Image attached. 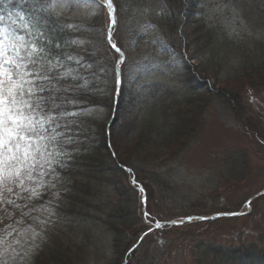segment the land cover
I'll return each instance as SVG.
<instances>
[{"label": "rangeland", "instance_id": "obj_1", "mask_svg": "<svg viewBox=\"0 0 264 264\" xmlns=\"http://www.w3.org/2000/svg\"><path fill=\"white\" fill-rule=\"evenodd\" d=\"M116 3L120 20L113 36L127 52V65L110 128L114 66L103 40L107 13L86 2L56 7L53 26L73 25L76 30L64 28L65 38L89 41L87 49L107 71L101 91L92 95L91 114L82 117L84 135L72 146L86 141L97 147L109 139L136 170L125 175L105 147L96 151L95 175L88 174L97 186L90 214L36 204L40 211L31 215L44 223H26L40 235L35 247L23 245V264H62L55 259L60 246L69 249L60 259L65 264H247L254 253L263 258L264 196L235 218L173 229L156 228V222L247 211V198L264 188V0ZM0 7L8 5L0 0ZM11 7L26 5L13 0ZM0 15L7 20V13ZM180 119L191 125L186 136L179 135L182 125L168 131ZM146 137L152 138L149 149L142 148ZM134 180L143 190L129 183ZM128 247L132 252L123 256Z\"/></svg>", "mask_w": 264, "mask_h": 264}, {"label": "snow or ice", "instance_id": "obj_2", "mask_svg": "<svg viewBox=\"0 0 264 264\" xmlns=\"http://www.w3.org/2000/svg\"><path fill=\"white\" fill-rule=\"evenodd\" d=\"M82 2L20 0L26 7L15 10L13 0H4L8 7H0L7 13V20L0 15V264H23V245L35 247L40 233L26 221H44L31 215L40 211L33 202L56 187L58 170H65L72 157L68 149L78 138L77 118L91 114L87 98L101 91L99 81L107 76L87 49L89 41L65 38L64 28L76 30L73 25L53 26L54 8ZM108 7L111 39L117 21L111 0ZM111 47L120 54L114 86L122 94L125 57L116 43Z\"/></svg>", "mask_w": 264, "mask_h": 264}, {"label": "trees", "instance_id": "obj_3", "mask_svg": "<svg viewBox=\"0 0 264 264\" xmlns=\"http://www.w3.org/2000/svg\"><path fill=\"white\" fill-rule=\"evenodd\" d=\"M164 1H166V0H164ZM170 5L172 7H174L173 3H171ZM172 7H170V8H172ZM252 87L255 88V86H253V85H252ZM238 95H239V98L242 97L241 91H239ZM87 99L92 102L89 104V107L95 105L93 96H90ZM83 119L84 118H82V117H78L77 123L80 125V123ZM181 125L183 127V130H181L182 128L180 129V131L182 132V134L179 133L180 136H186L189 133H191V125H188L187 123L184 124V121L181 122V119L178 120L177 124L175 123L174 125H172L171 129L168 131H170L172 133L174 130L179 129L181 127ZM159 129L161 130V127H159ZM160 130H158L157 133ZM79 133H80L79 134V139H80L84 135V133L81 132L80 130H79ZM151 139L152 138H150V137H146L144 139V141H142V148L143 149H149L151 147V145H152ZM76 141H78V138L76 139ZM101 142H102V140H101ZM76 143H79V142H76ZM104 143H105L104 145H102V143H101V145L97 146V147H94L92 145V143L90 144L86 141H85L84 145L78 144V146H75V145L72 146V144H71V146L69 147L68 150L72 153V157L68 161L65 170H63V171L58 170L59 179L56 182L58 184V187L50 190L49 192H45V194L42 195V198H39L36 201L39 200L38 202H42V201L46 202L48 199H51L52 200L51 203H53V206L59 207L62 212H66L67 214H71V215L77 214L78 212L75 211V210H77L76 207L79 208L78 209L79 212H85L86 214H90L91 207L93 206L92 201L94 200L91 198L94 197V195L96 194L93 190H95L97 188V186H95L91 183L93 179L89 178L88 174L95 175L94 174L96 171L95 170L96 168H94L95 166L93 165L92 166L93 168L92 167L90 168V166L93 162V158H94L96 151H97V155H98L99 151L104 149V147L106 149H108L107 148V141L104 140ZM107 152L109 153V158L112 159L111 153L108 150H107ZM126 162L127 161H125V163ZM126 164H129V163H126ZM90 170H92V171L90 172ZM93 171H94V173H92ZM84 181H86V182H84ZM82 182H84L85 184ZM57 193L59 195H56ZM86 199H91V200H88L86 202L89 204L88 208L84 205ZM79 215L82 216V213H79ZM198 224H200V223H198ZM0 227H3V226L0 225ZM121 231L122 230L116 229L117 233H120ZM53 245L54 244H52V246ZM63 249L64 248L62 246H60L59 250L57 249L61 258L55 257V259L59 260L58 262L65 264V261L60 260V259H63V253L66 254L67 252H69V249L67 248V249H65V251H63ZM129 250H130V247H128L127 250H125L126 252L124 253L123 256H126L129 252ZM123 251H124V249H123ZM248 257H254V258H252V261H253L252 263H247V264H264V256L262 258L260 255H257L256 253H254L253 255H250ZM242 260L244 262L249 261V259L247 257H244Z\"/></svg>", "mask_w": 264, "mask_h": 264}]
</instances>
